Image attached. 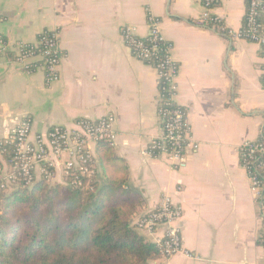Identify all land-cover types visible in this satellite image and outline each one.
I'll use <instances>...</instances> for the list:
<instances>
[{
  "label": "crops",
  "instance_id": "1",
  "mask_svg": "<svg viewBox=\"0 0 264 264\" xmlns=\"http://www.w3.org/2000/svg\"><path fill=\"white\" fill-rule=\"evenodd\" d=\"M202 1L0 0V139L26 118L36 135L114 116L113 152L128 168L129 191L120 198L140 202L132 222L163 196L182 210L177 226L188 256L147 264H264L262 199L236 152L264 129V64L256 45L220 31L241 29L247 0H217L210 12L216 27L200 22ZM148 17L173 46L175 103L198 144L181 167L146 154L162 138L156 72L134 58L121 33L132 28L147 37ZM54 31L62 59L59 80L49 85L39 60L27 71L14 48Z\"/></svg>",
  "mask_w": 264,
  "mask_h": 264
},
{
  "label": "built area",
  "instance_id": "2",
  "mask_svg": "<svg viewBox=\"0 0 264 264\" xmlns=\"http://www.w3.org/2000/svg\"><path fill=\"white\" fill-rule=\"evenodd\" d=\"M217 0H203L204 14L201 23L216 27L220 21L210 15ZM149 34L139 37L132 28H123L122 41L131 49L134 58L152 67L156 72L158 85V114L162 138L152 140L146 154L162 156L174 167L183 166L188 152H196V144L190 136L186 114L175 103L177 94L178 65L173 62V46L161 35L158 21L148 17ZM222 32L233 40H243L256 45L264 64V0H247L243 26L237 32ZM4 48H1L2 54ZM15 62L31 71L33 60L45 72L50 85L59 80V66L62 54L57 32H43L34 44L18 43L14 48ZM264 85V67L262 69ZM114 116H106L96 121L79 120L72 127L52 126L45 133L32 135L30 121L26 118L12 128L7 136L0 139V191L32 186L37 180L59 181L81 186L83 179L92 178L97 172L94 147L105 142L113 147L117 139ZM11 158L5 161L8 149ZM238 153L240 167L246 172L250 190L262 199L264 211V129L257 140L241 144ZM81 180V181H80ZM182 217L180 207L163 196L151 211L134 218L132 225L139 234L147 238L159 250L161 257L170 258L177 253L188 256L184 250L177 223ZM161 227H166L161 231Z\"/></svg>",
  "mask_w": 264,
  "mask_h": 264
},
{
  "label": "trees",
  "instance_id": "3",
  "mask_svg": "<svg viewBox=\"0 0 264 264\" xmlns=\"http://www.w3.org/2000/svg\"><path fill=\"white\" fill-rule=\"evenodd\" d=\"M95 156L97 172L81 186L41 179L0 191V264H147L161 257L132 225L140 202L120 198L129 191L126 163L105 142Z\"/></svg>",
  "mask_w": 264,
  "mask_h": 264
},
{
  "label": "rangeland",
  "instance_id": "4",
  "mask_svg": "<svg viewBox=\"0 0 264 264\" xmlns=\"http://www.w3.org/2000/svg\"><path fill=\"white\" fill-rule=\"evenodd\" d=\"M59 200H61V195H59V197H57V198L54 199L55 202H57V201H59ZM16 218H17V216H14V217H13V219H16Z\"/></svg>",
  "mask_w": 264,
  "mask_h": 264
}]
</instances>
